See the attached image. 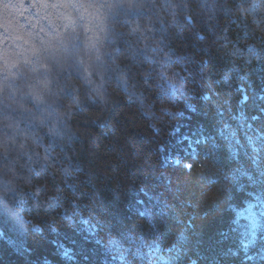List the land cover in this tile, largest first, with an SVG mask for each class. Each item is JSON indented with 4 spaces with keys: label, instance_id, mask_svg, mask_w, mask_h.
Instances as JSON below:
<instances>
[{
    "label": "trees",
    "instance_id": "1",
    "mask_svg": "<svg viewBox=\"0 0 264 264\" xmlns=\"http://www.w3.org/2000/svg\"><path fill=\"white\" fill-rule=\"evenodd\" d=\"M0 264H264V0H0Z\"/></svg>",
    "mask_w": 264,
    "mask_h": 264
},
{
    "label": "snow or ice",
    "instance_id": "2",
    "mask_svg": "<svg viewBox=\"0 0 264 264\" xmlns=\"http://www.w3.org/2000/svg\"><path fill=\"white\" fill-rule=\"evenodd\" d=\"M258 242V230L255 228L250 229L240 243L239 251L233 250L234 255H238L239 252L244 253L245 260L253 261L256 259L254 255L250 254L252 248H255Z\"/></svg>",
    "mask_w": 264,
    "mask_h": 264
}]
</instances>
